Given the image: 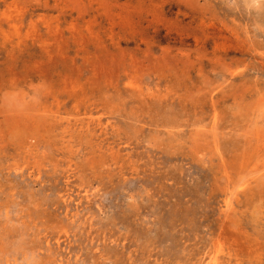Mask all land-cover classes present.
Listing matches in <instances>:
<instances>
[{"label": "rangeland", "instance_id": "1", "mask_svg": "<svg viewBox=\"0 0 264 264\" xmlns=\"http://www.w3.org/2000/svg\"><path fill=\"white\" fill-rule=\"evenodd\" d=\"M0 264H264V0H0Z\"/></svg>", "mask_w": 264, "mask_h": 264}]
</instances>
